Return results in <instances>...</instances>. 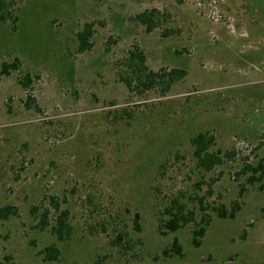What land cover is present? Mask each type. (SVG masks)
<instances>
[{"label": "rangeland", "instance_id": "obj_1", "mask_svg": "<svg viewBox=\"0 0 264 264\" xmlns=\"http://www.w3.org/2000/svg\"><path fill=\"white\" fill-rule=\"evenodd\" d=\"M153 8L147 31L136 15ZM17 11L16 30L0 23V208H16L0 219V264H264V0H22ZM135 47L150 70L188 74L166 95L128 88ZM205 131L228 152L209 171L191 143ZM51 196L69 210L67 239L32 212ZM236 199L235 218L213 211ZM174 200L210 215L199 247L194 223L163 233ZM175 237L184 257L164 256Z\"/></svg>", "mask_w": 264, "mask_h": 264}, {"label": "trees", "instance_id": "obj_2", "mask_svg": "<svg viewBox=\"0 0 264 264\" xmlns=\"http://www.w3.org/2000/svg\"><path fill=\"white\" fill-rule=\"evenodd\" d=\"M22 0H0V23L12 22V28L17 29L19 15L18 4ZM137 20L145 26L147 31H152L158 26L159 11L157 9H147L136 15ZM94 32V26L92 23H86L84 28L76 33L78 41V51L83 52L91 49L92 37ZM130 67L132 68V75L129 78H125L123 81L132 89V83H142L147 89L148 87L155 86V83L162 84L163 93H165L172 87V85L186 77L188 71L185 68H162L159 71L150 70L146 65V55L139 48L135 47L130 51ZM19 59H16L13 63H5L2 68L4 74H9L11 70H17L19 67ZM32 82L29 73L26 74L21 84L24 88H28ZM215 136L209 131L200 132L191 139V143L194 147L193 155L197 160V166L206 170H211L214 166L224 163L228 157V152H222L218 149L216 151L211 150L215 145ZM264 169V166H260ZM256 178L251 176L250 183ZM244 187L241 190V194L244 192ZM202 203V200L201 202ZM54 209L53 222H50L51 209ZM242 208V202L239 199L233 201L232 206L227 208L223 204L213 208L218 217L233 219ZM38 207H33L32 212L39 217V226L44 229L51 225V230L59 240L67 239L72 234V225L69 218V210L62 208V201L57 196H51L50 200L41 212L38 214ZM201 210H206L201 205ZM165 213L169 217L162 221L161 228L163 233L176 232L179 229L185 227L189 223H194L196 227L193 229V244L199 247L202 243V238L205 235L206 229L210 224L211 217L207 213H203L199 220H197V214L193 209H188L186 204L181 203L178 200L172 201V204L166 207ZM16 214V208L11 206H4L0 208V219H6L10 215ZM137 216H139L137 214ZM45 254V258L49 261L57 260L60 256V249L55 246H49L42 252ZM164 256L178 255L184 257L185 253L183 247L178 238H174L170 246L163 250Z\"/></svg>", "mask_w": 264, "mask_h": 264}]
</instances>
